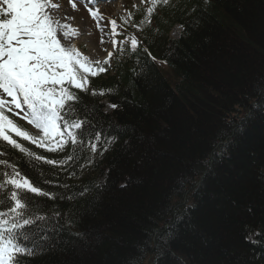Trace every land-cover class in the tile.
<instances>
[{"label": "trees", "instance_id": "trees-1", "mask_svg": "<svg viewBox=\"0 0 264 264\" xmlns=\"http://www.w3.org/2000/svg\"><path fill=\"white\" fill-rule=\"evenodd\" d=\"M140 21L135 53L75 90L85 137L106 150L49 152L13 134L60 162L3 157L50 194H26L47 219L21 230L37 249L24 264H264V0H178L154 27ZM173 24L183 32L167 48Z\"/></svg>", "mask_w": 264, "mask_h": 264}, {"label": "snow or ice", "instance_id": "snow-or-ice-1", "mask_svg": "<svg viewBox=\"0 0 264 264\" xmlns=\"http://www.w3.org/2000/svg\"><path fill=\"white\" fill-rule=\"evenodd\" d=\"M97 2L92 0V3ZM141 3L148 6L140 24H150L157 8L167 6L170 0H141ZM57 8L59 5L52 0H0V167L11 168L0 173V201L8 200V210L0 211V264H24V257L36 254L35 247L29 248L19 242L21 238L28 239L21 235V230L31 226L39 228L40 222L47 217L32 213L33 202L26 194L50 197L3 158L8 153V146L32 159L53 165L60 163L36 155L14 139L13 134L21 141L49 152L63 151L69 144L87 147L93 154L101 148L100 133H89L85 137L87 127L91 125L77 113L75 105L80 97L75 90L87 93L90 78L107 71L105 65L110 63L113 52H108V59L103 62H93L77 49L62 45L61 39L67 38L69 33L65 30L67 25H61L54 18L52 10ZM89 11L94 19L101 18L99 9ZM132 16L129 12L123 23L137 27ZM110 23L112 34L118 35L117 20ZM60 32L63 36L58 39ZM128 40L135 53L139 39L133 35ZM112 43L123 51L122 41L113 40ZM92 94L109 93L93 90ZM112 107L117 105L112 104ZM6 113L13 116L22 113L21 119L37 129V134L20 127ZM111 142V139L104 140L106 144ZM87 191L82 190V194ZM140 252L142 258L143 249Z\"/></svg>", "mask_w": 264, "mask_h": 264}, {"label": "rangeland", "instance_id": "rangeland-1", "mask_svg": "<svg viewBox=\"0 0 264 264\" xmlns=\"http://www.w3.org/2000/svg\"><path fill=\"white\" fill-rule=\"evenodd\" d=\"M65 0H52L53 3H56L59 5V8L52 10L54 18L57 19L61 25H67V28L65 29L68 31L69 39L74 34H72V31L75 32V37L71 40L68 39V41L61 40L62 45L66 47H73L80 51L83 56L87 57L89 60L95 62V61H102L107 56L108 52H113V56L110 60H113L115 52L120 49L119 47H114L112 41L117 40L121 41L122 36V30L123 28L126 29L127 25L123 23L124 18L128 17V13L132 10H135V8H147L146 3H141V0H129V1H122L116 0L111 1L108 0L105 4L98 5L99 11H101L100 19H94L90 15L89 9L96 10L97 8L92 7L89 8L87 6H84V4L79 3L82 7H84L88 13V16L86 12L80 8L78 5V8L72 7V9L69 7L71 4H75V2L71 3V0H67V3H64ZM109 6V9L106 10V7ZM68 9L70 11H68ZM76 9V10H74ZM117 20V33L118 36L120 34L119 40L117 38V35H113L111 31V20ZM119 24L123 26V28L119 27ZM76 29V30H75ZM122 29V30H121ZM102 31L107 36H102L99 31ZM128 30V29H127ZM121 31V32H120ZM183 32V28L178 24H173L170 29L165 33V36L163 35V41L166 42V47H169V41L170 40H177L181 37ZM63 36V32L58 33V39H61ZM123 38V37H122ZM112 74V73H111ZM102 103V102H101ZM113 110V108L105 104L103 111L105 113H110ZM19 112V111H18ZM23 114L17 115L21 118ZM234 115H238V112H235ZM232 114L231 117H234ZM242 114L237 117V119L234 120V127L237 124L236 121H238L241 118ZM24 120V119H23ZM230 120V119H228ZM24 122L27 124L28 127L34 128L32 125L28 124L27 120H24ZM35 129V128H34ZM37 131V129H36ZM186 225V224H185ZM167 227V226H165ZM164 227V228H165ZM187 228V227H186ZM188 229V228H187ZM162 231H157L156 233H161ZM155 239L153 240L155 242Z\"/></svg>", "mask_w": 264, "mask_h": 264}, {"label": "bare ground", "instance_id": "bare-ground-1", "mask_svg": "<svg viewBox=\"0 0 264 264\" xmlns=\"http://www.w3.org/2000/svg\"><path fill=\"white\" fill-rule=\"evenodd\" d=\"M104 1H108V0H104ZM91 3H92V2H91ZM75 7L78 8L77 4H75ZM107 9H109V6L106 7V10H107ZM68 11H70V10L68 9ZM68 39H69V37H67V38H63V39H61V40H63V41H68Z\"/></svg>", "mask_w": 264, "mask_h": 264}]
</instances>
